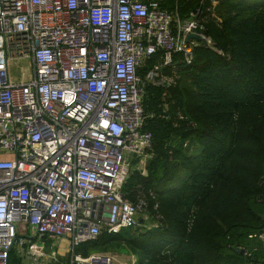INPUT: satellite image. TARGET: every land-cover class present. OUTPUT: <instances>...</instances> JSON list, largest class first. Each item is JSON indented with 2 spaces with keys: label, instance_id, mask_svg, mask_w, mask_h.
I'll use <instances>...</instances> for the list:
<instances>
[{
  "label": "built area",
  "instance_id": "obj_1",
  "mask_svg": "<svg viewBox=\"0 0 264 264\" xmlns=\"http://www.w3.org/2000/svg\"><path fill=\"white\" fill-rule=\"evenodd\" d=\"M203 30L159 0H0V264L13 249L56 262L51 236L69 242L58 264L120 262L75 247L148 221L123 192L149 159L146 88L176 85L177 63L201 42L187 35L211 45ZM21 58L22 77L12 72Z\"/></svg>",
  "mask_w": 264,
  "mask_h": 264
},
{
  "label": "trees",
  "instance_id": "obj_2",
  "mask_svg": "<svg viewBox=\"0 0 264 264\" xmlns=\"http://www.w3.org/2000/svg\"><path fill=\"white\" fill-rule=\"evenodd\" d=\"M159 2L182 18L194 13L211 45L177 63L176 85L146 88L149 160L123 192L148 221L103 230L75 252L122 243L134 264H263L252 243L264 231V0Z\"/></svg>",
  "mask_w": 264,
  "mask_h": 264
},
{
  "label": "rangeland",
  "instance_id": "obj_3",
  "mask_svg": "<svg viewBox=\"0 0 264 264\" xmlns=\"http://www.w3.org/2000/svg\"><path fill=\"white\" fill-rule=\"evenodd\" d=\"M29 61L26 58H21L18 60L12 61V72L19 75V76H24L28 74L29 72ZM149 159L145 160V162H142L140 164L142 169V172L145 173V167L147 165ZM45 243V250L47 253H50L51 251H55L57 254V261L65 263L66 260L69 259V242L66 241L65 238L62 237H56V236H51V237H45L42 239ZM36 242L41 243L40 239H36ZM15 249H13L14 251ZM89 251L92 252H99V253H108V254H113L118 257V260L120 261L119 263L115 264H134L136 256L134 252L125 244L122 243H115V244H109L105 245L103 248H88ZM49 259V258H45ZM57 261H51L50 264H57Z\"/></svg>",
  "mask_w": 264,
  "mask_h": 264
},
{
  "label": "crops",
  "instance_id": "obj_4",
  "mask_svg": "<svg viewBox=\"0 0 264 264\" xmlns=\"http://www.w3.org/2000/svg\"><path fill=\"white\" fill-rule=\"evenodd\" d=\"M137 169L141 170L139 167H137ZM255 242H258L259 244L254 245ZM254 243H252V246H255V248L259 247V252L258 256L261 259V263L264 264V244L260 241V240H256L254 241ZM14 255L16 257V264H50L51 261L48 259H35L31 256H27L24 253L21 254L19 251H14ZM58 264V263H57Z\"/></svg>",
  "mask_w": 264,
  "mask_h": 264
},
{
  "label": "water",
  "instance_id": "obj_5",
  "mask_svg": "<svg viewBox=\"0 0 264 264\" xmlns=\"http://www.w3.org/2000/svg\"><path fill=\"white\" fill-rule=\"evenodd\" d=\"M191 38L197 39V40H199V41L204 43V40L202 39V37L199 34L190 33V34L187 35L186 39L188 40V39H191ZM244 251H245L244 249H241V252H244Z\"/></svg>",
  "mask_w": 264,
  "mask_h": 264
}]
</instances>
